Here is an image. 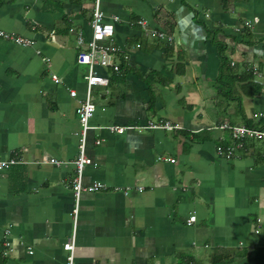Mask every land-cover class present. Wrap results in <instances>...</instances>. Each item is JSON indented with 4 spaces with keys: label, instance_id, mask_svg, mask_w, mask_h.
Listing matches in <instances>:
<instances>
[{
    "label": "crops",
    "instance_id": "obj_1",
    "mask_svg": "<svg viewBox=\"0 0 264 264\" xmlns=\"http://www.w3.org/2000/svg\"><path fill=\"white\" fill-rule=\"evenodd\" d=\"M94 3L0 0V31L30 42L0 37V160H20L0 172V264H65L70 237L75 264H264V142L216 152L221 123L264 112V78L247 72L264 74V0H99L120 69L95 67L107 85L90 91L84 153L97 165L81 181L106 189L73 214L88 71L76 37L91 38ZM160 120L177 128L147 129Z\"/></svg>",
    "mask_w": 264,
    "mask_h": 264
},
{
    "label": "built area",
    "instance_id": "obj_2",
    "mask_svg": "<svg viewBox=\"0 0 264 264\" xmlns=\"http://www.w3.org/2000/svg\"><path fill=\"white\" fill-rule=\"evenodd\" d=\"M91 28V38L87 41L84 40L81 34L76 37V45L78 47V52L76 55V62L80 65H86L88 67L87 74L84 77L86 83V96L83 100L78 102L75 113L78 122L81 127L80 139H79V152L76 159L73 161L75 168V176L72 179L71 190L73 197L75 199V208L73 209V214L77 213L78 200L82 193H96L99 191H104L106 185L100 182L92 183L90 185H83L81 181L82 172L87 165L96 166L84 153V137L87 130L88 121L92 117L95 107L91 102L90 91L94 86H106L107 79L100 76L95 67H101L104 69H111L112 72L118 73L120 69V64L114 60V57L118 55V49L116 48L113 41V26L109 23L103 21V13L99 9V0H95L94 10L92 12V18L90 22ZM159 38H165L162 33H157ZM0 37L5 40H11L14 43L21 46H28L30 42L21 37H14L11 33L0 31ZM139 47V44L136 45ZM123 59H126V55H122ZM233 65V62H230ZM249 70L252 74L258 78H264L256 65H252ZM55 83H59V79L56 76H52ZM71 97L76 96L74 90L69 91ZM177 127L172 125L168 121L160 120L158 122L148 123L147 129L149 130H166L172 131ZM218 128L222 131H227L229 133L228 143L218 145L216 148L217 154L226 159L233 160L239 157L241 152L246 150V144L248 141L254 142H264V112L254 115V123L249 125H232L227 122L221 123ZM111 131L116 133H123L126 128L124 127H110ZM98 144V143H97ZM162 158H158L161 160ZM42 163H50L58 165L59 162L55 159H48L46 157L42 158ZM20 163V160L16 158H8L5 160H0V172L9 169L10 167ZM195 222V217L190 216L186 220L187 225H191ZM4 246L8 247L9 243L5 242ZM63 249L66 252L65 264H75L74 263V241L73 238H68L64 244Z\"/></svg>",
    "mask_w": 264,
    "mask_h": 264
},
{
    "label": "trees",
    "instance_id": "obj_3",
    "mask_svg": "<svg viewBox=\"0 0 264 264\" xmlns=\"http://www.w3.org/2000/svg\"><path fill=\"white\" fill-rule=\"evenodd\" d=\"M215 44L217 45V48H218V55L220 57V60H221V66H223L224 64H227V59H226V56L224 54V47L219 43V42H215ZM230 65V62L228 63ZM234 64V63H233ZM232 66V65H230ZM259 70V69H258ZM247 71V70H246ZM249 73V76L250 77H253L254 75L252 74L251 70L248 69L247 71ZM247 125L251 126L252 124H249L247 122Z\"/></svg>",
    "mask_w": 264,
    "mask_h": 264
},
{
    "label": "rangeland",
    "instance_id": "obj_4",
    "mask_svg": "<svg viewBox=\"0 0 264 264\" xmlns=\"http://www.w3.org/2000/svg\"><path fill=\"white\" fill-rule=\"evenodd\" d=\"M257 144H262V143H257Z\"/></svg>",
    "mask_w": 264,
    "mask_h": 264
}]
</instances>
